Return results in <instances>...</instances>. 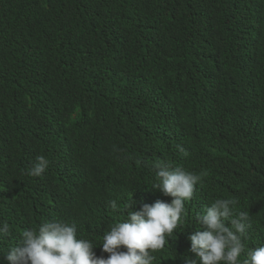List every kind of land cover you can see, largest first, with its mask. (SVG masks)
Returning a JSON list of instances; mask_svg holds the SVG:
<instances>
[{
	"label": "trees",
	"instance_id": "obj_1",
	"mask_svg": "<svg viewBox=\"0 0 264 264\" xmlns=\"http://www.w3.org/2000/svg\"><path fill=\"white\" fill-rule=\"evenodd\" d=\"M158 161L204 175L153 264L194 258L216 199L248 213L241 260L264 245V0H0V264L56 219L106 257L126 203L170 202Z\"/></svg>",
	"mask_w": 264,
	"mask_h": 264
},
{
	"label": "clouds",
	"instance_id": "obj_2",
	"mask_svg": "<svg viewBox=\"0 0 264 264\" xmlns=\"http://www.w3.org/2000/svg\"><path fill=\"white\" fill-rule=\"evenodd\" d=\"M48 164L45 156H38L27 175L40 177ZM154 168L158 183L152 189L171 197L170 202L158 199L142 203L138 210H133V199L126 203L127 218L113 224L100 244L106 257L96 255L91 241L77 238L75 224L56 219L43 222L37 229L24 230L20 243L8 249L3 260L7 264H153L151 253L163 249L166 238L180 226L185 202L192 199L204 175L160 161ZM235 204L234 199H216L196 214L199 228L187 236L194 258H185V264H264V245L249 250L241 260L248 213L241 211L233 217ZM110 206L118 209L115 201ZM8 233V224H0V236Z\"/></svg>",
	"mask_w": 264,
	"mask_h": 264
}]
</instances>
